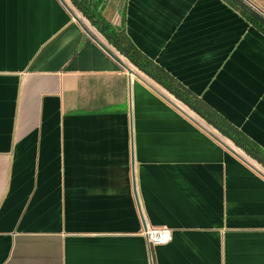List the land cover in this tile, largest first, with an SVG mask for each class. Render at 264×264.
<instances>
[{
	"label": "crops",
	"instance_id": "0c3cea01",
	"mask_svg": "<svg viewBox=\"0 0 264 264\" xmlns=\"http://www.w3.org/2000/svg\"><path fill=\"white\" fill-rule=\"evenodd\" d=\"M103 15L163 83L264 153V32L241 12L107 0ZM145 225L172 241L149 248ZM0 264H264V167L72 0H0Z\"/></svg>",
	"mask_w": 264,
	"mask_h": 264
},
{
	"label": "trees",
	"instance_id": "16d2710c",
	"mask_svg": "<svg viewBox=\"0 0 264 264\" xmlns=\"http://www.w3.org/2000/svg\"><path fill=\"white\" fill-rule=\"evenodd\" d=\"M72 1L74 2L77 9L83 14V16L88 21H90V23L97 30H99L100 33L105 38L107 36L111 37V39L106 38L110 45H112L116 50H118L119 53L125 56L124 52L118 46L115 45V42L119 43L121 46H123V48H125L126 52L128 53V59L129 61H131L132 64H138L143 70L151 73L156 79L163 82V78H162L163 76L161 70L158 67L153 66L149 62V60H145L139 55V53L135 50V48L129 43L125 35V31L124 30L117 31L116 29L113 28L111 24H109L106 21L103 13L107 4V0H72ZM225 1L231 4L236 10L241 12L251 23H253L257 28H259V30L264 32V27L261 26L256 20L246 15L241 9H239L229 0H225ZM102 29L103 32H101ZM167 87L173 90L174 92L178 93L185 101L194 105L203 115L206 116V114L199 108V105L184 91L178 90L177 88H173L174 86L171 85H167ZM206 117L213 120L212 118H210V116H206ZM227 130L235 139L244 143L247 148H249L251 151L255 152L256 154L264 158V153H262L258 148H256L252 144H250L245 137H243L241 134H239L238 132L232 129L231 130L227 129Z\"/></svg>",
	"mask_w": 264,
	"mask_h": 264
},
{
	"label": "water",
	"instance_id": "95a60500",
	"mask_svg": "<svg viewBox=\"0 0 264 264\" xmlns=\"http://www.w3.org/2000/svg\"><path fill=\"white\" fill-rule=\"evenodd\" d=\"M234 5H236L239 9H241L246 15L256 20L261 26L264 27V14L260 11H258L256 8H254L251 4H249L246 0H229ZM103 32V29L101 30ZM107 39H111L110 36L106 37ZM102 48L111 56L113 57L121 66L127 68V66L117 58L109 49H107L104 45L100 44ZM115 45L118 46L125 54V57L128 58V53L126 52L125 48L121 46L119 43L115 42ZM138 69L143 71L146 75L153 78L156 82H158L161 86L169 90L172 94H174L180 101H182L189 109H191L193 112H195L200 118L204 119L209 125H211L214 129H216L219 133H221L223 136H225L229 141H231L235 146H237L241 151H243L247 156H249L251 159L255 160L257 163H259L261 166L264 167V158L260 155L256 154L255 152L251 151L249 148L245 146L244 143L238 141L235 139L230 132L216 124L213 120L207 118L205 115H203L194 105L188 103L185 101L178 93L174 92L173 90L169 89L163 82L156 79L151 73L143 70L138 64H134ZM234 154L237 155V152L232 150Z\"/></svg>",
	"mask_w": 264,
	"mask_h": 264
},
{
	"label": "built area",
	"instance_id": "2783aa9c",
	"mask_svg": "<svg viewBox=\"0 0 264 264\" xmlns=\"http://www.w3.org/2000/svg\"><path fill=\"white\" fill-rule=\"evenodd\" d=\"M165 234H167L168 237L166 240L164 239ZM143 236L145 237L149 245V248L159 247V246L168 245L172 241L173 231L168 228L151 227L145 225L143 230Z\"/></svg>",
	"mask_w": 264,
	"mask_h": 264
},
{
	"label": "rangeland",
	"instance_id": "374dc122",
	"mask_svg": "<svg viewBox=\"0 0 264 264\" xmlns=\"http://www.w3.org/2000/svg\"><path fill=\"white\" fill-rule=\"evenodd\" d=\"M109 46H111V48H113L114 49V51L117 53V54H119V56H121L122 57V55L120 54V53H118V50H116L112 45H110L109 44ZM130 67V66H129ZM221 140H223L222 138H220ZM224 141V140H223Z\"/></svg>",
	"mask_w": 264,
	"mask_h": 264
},
{
	"label": "snow or ice",
	"instance_id": "6c2138e0",
	"mask_svg": "<svg viewBox=\"0 0 264 264\" xmlns=\"http://www.w3.org/2000/svg\"><path fill=\"white\" fill-rule=\"evenodd\" d=\"M168 237H167V234H165V237H164V239L166 240Z\"/></svg>",
	"mask_w": 264,
	"mask_h": 264
}]
</instances>
